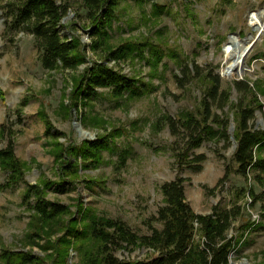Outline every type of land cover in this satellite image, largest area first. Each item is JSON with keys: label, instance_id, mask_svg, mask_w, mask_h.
Returning a JSON list of instances; mask_svg holds the SVG:
<instances>
[{"label": "rangeland", "instance_id": "rangeland-1", "mask_svg": "<svg viewBox=\"0 0 264 264\" xmlns=\"http://www.w3.org/2000/svg\"><path fill=\"white\" fill-rule=\"evenodd\" d=\"M56 1L68 7L62 32L84 62L46 70L33 35L12 25L15 0H0V152L11 142L20 167L10 183L9 163L0 160V264H25L17 252L34 256L32 264H104L98 233L116 220L138 236L162 230L160 188L178 176L196 215L214 209L235 215L229 264H264V174L255 180L235 172L240 95L232 87L249 81L261 106L250 125L264 127V31L241 70H232V53L259 33L251 19L264 0H120L99 49L81 0ZM123 46L130 49L125 59L109 65L140 82L143 95L114 98L100 89L93 101L77 99L87 69ZM209 72L231 87L217 111L222 122L208 125L194 147ZM88 143L100 147L96 155ZM39 201L66 211L47 219L36 211ZM203 241L196 232L194 244L203 248ZM113 253L130 262L157 255L141 246Z\"/></svg>", "mask_w": 264, "mask_h": 264}, {"label": "trees", "instance_id": "trees-1", "mask_svg": "<svg viewBox=\"0 0 264 264\" xmlns=\"http://www.w3.org/2000/svg\"><path fill=\"white\" fill-rule=\"evenodd\" d=\"M87 18L91 21V37L94 45L99 49L107 40L108 32L116 19V8L120 0H81ZM12 9V25L23 26L33 35L40 51V60L44 69L73 68L84 59L79 55L77 43L64 35L62 23L68 13L67 5L58 4L56 0H15ZM130 49L123 46L111 50L106 60L95 63L87 69L83 79L79 82L74 96L82 100L93 101L99 95L100 89H106L114 98L123 96H142L145 87L134 78L122 74L109 65L108 61L125 59ZM107 61V62H106ZM194 69L191 70V72ZM207 78L211 82L202 101L203 120L201 135L195 140L194 147L202 141L201 136L208 135L207 126L219 125L221 121L217 111L223 110L228 101L230 83L218 73L209 72ZM232 87L240 95L235 105L237 124L234 131L235 151L233 162L235 172L246 179L253 175L260 180L264 174V127L255 129L250 123L255 118L257 96L247 80H235ZM190 131L197 127L188 126ZM90 155H96L100 150L94 143L86 145ZM0 160L9 163L13 175L10 183H15V176L20 172L18 162L13 154L10 142L7 150L0 152ZM2 163V164H5ZM6 165V164H5ZM182 177L162 184L160 190L165 205L158 211V221L163 229H153L150 236H138L120 221H111L107 225V233L99 232L104 248V264H229L232 241L228 239L235 215L230 210L214 209L207 215H196L186 201ZM36 211L47 219L56 217L66 211L61 204L38 202ZM199 232L203 241V248L194 244L195 233ZM131 246L151 248L157 253L150 262L122 261L114 256V249ZM21 263L32 264L36 258L22 252L15 254Z\"/></svg>", "mask_w": 264, "mask_h": 264}, {"label": "bare ground", "instance_id": "bare-ground-1", "mask_svg": "<svg viewBox=\"0 0 264 264\" xmlns=\"http://www.w3.org/2000/svg\"><path fill=\"white\" fill-rule=\"evenodd\" d=\"M251 21L255 26H258L257 32L260 33V31L263 27V23H264V9L259 14H255L252 17ZM247 47H246V45H243V47H240L237 51L232 53V55H233L232 70L233 71H240L241 70V66H243V63H244L245 50Z\"/></svg>", "mask_w": 264, "mask_h": 264}, {"label": "water", "instance_id": "water-1", "mask_svg": "<svg viewBox=\"0 0 264 264\" xmlns=\"http://www.w3.org/2000/svg\"><path fill=\"white\" fill-rule=\"evenodd\" d=\"M252 29L255 30V27L252 26ZM263 31H264V23H263V27H262V29H261V31H260L259 34H257L254 38H253L252 35H249V37H250L251 39L253 38V41H251V42H246V44H248V47H247L246 50H245L244 57H245V56L251 51L252 46L254 45V43H255L257 40L260 39V37H261ZM235 147H236V144H235Z\"/></svg>", "mask_w": 264, "mask_h": 264}]
</instances>
